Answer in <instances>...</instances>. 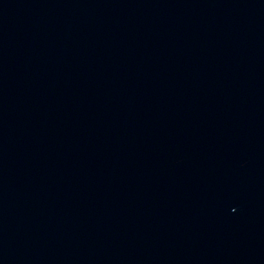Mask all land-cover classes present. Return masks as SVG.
Instances as JSON below:
<instances>
[{
	"label": "water",
	"instance_id": "obj_1",
	"mask_svg": "<svg viewBox=\"0 0 264 264\" xmlns=\"http://www.w3.org/2000/svg\"><path fill=\"white\" fill-rule=\"evenodd\" d=\"M0 264H264V0H0Z\"/></svg>",
	"mask_w": 264,
	"mask_h": 264
}]
</instances>
